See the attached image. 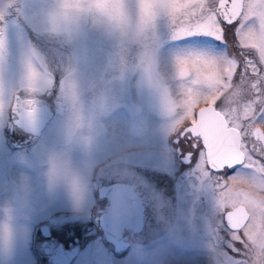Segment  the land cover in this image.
<instances>
[{"label": "snow or ice", "instance_id": "1", "mask_svg": "<svg viewBox=\"0 0 264 264\" xmlns=\"http://www.w3.org/2000/svg\"><path fill=\"white\" fill-rule=\"evenodd\" d=\"M129 11L151 23L152 42L171 68L165 103L171 143L215 192L209 246L217 264H251L250 229L257 211L264 220V204L234 185L248 181L264 192V0H129ZM8 14L0 8V73ZM48 44L31 49L24 70L39 71L49 86L45 94L59 89L70 113H78L81 97ZM227 94L239 99L229 103ZM37 104L21 88L8 106L31 118ZM5 105L0 81V113Z\"/></svg>", "mask_w": 264, "mask_h": 264}, {"label": "rangeland", "instance_id": "2", "mask_svg": "<svg viewBox=\"0 0 264 264\" xmlns=\"http://www.w3.org/2000/svg\"><path fill=\"white\" fill-rule=\"evenodd\" d=\"M5 39L6 58L0 73L6 101L0 113V264H36L41 260V252L29 244V231L39 220L47 221L50 236L57 239L78 237L80 249L74 264H217L216 253L209 246L210 225L215 211V192L210 181L200 178L192 164L178 180L174 179L175 188H169L173 194L171 201L154 184L156 173L173 176L174 168L173 148L168 139L169 117L158 94L134 87L129 79L108 90L119 101V108L97 112L92 107L94 98L81 92L82 108L93 128H111L110 133L96 136L95 146L108 152H115L125 144L132 148L129 164L135 174L131 178L108 174L99 177V183L105 184L114 179L129 180L152 199V217L133 242L142 245L143 251L134 253L132 246L121 258H115L92 222L90 208L98 199L96 188L83 209L76 211L59 190L48 189L42 175L44 164L37 150L38 141L43 140L52 148L63 149L68 136L70 111L59 89L51 94L36 96L38 103L42 100L47 102L52 115L33 144L26 143L17 150H9L5 145L2 125L8 116V103L12 101L13 94L21 90L24 63L29 52L44 41L36 25L21 23L11 11L6 18ZM46 47L51 49L52 46L48 44ZM100 51L97 67L103 63L104 49ZM56 79L58 82L59 73ZM58 107L62 108V113L56 112ZM13 133L17 142H24L29 137L16 123ZM71 155L73 160L78 161L81 150L75 148ZM25 191L27 207L20 200ZM157 202L164 206L163 214L179 225V238L170 234L160 219V213L154 207ZM183 218H191L195 227L191 230L186 228ZM5 224L8 226L6 235L2 229ZM42 239L41 248L44 249L48 245L46 238ZM236 246L242 248L239 242Z\"/></svg>", "mask_w": 264, "mask_h": 264}, {"label": "clouds", "instance_id": "3", "mask_svg": "<svg viewBox=\"0 0 264 264\" xmlns=\"http://www.w3.org/2000/svg\"><path fill=\"white\" fill-rule=\"evenodd\" d=\"M0 8L16 14L25 25H36L40 38L52 46L58 67L66 81L80 95L94 98L97 112L115 111L119 101L111 96L109 88L131 79L134 87L158 94L165 105L172 72L152 42L151 23L129 11V0H0ZM96 39L93 40L92 37ZM103 63L98 65L101 49ZM45 78L35 71H23L21 88L29 96L43 95L48 90ZM229 103L239 98L226 95ZM170 121H168V130ZM83 130V131H82ZM111 128L94 129L85 111L70 113L68 136L63 149L50 147L38 141L37 150L42 157V175L50 191L59 190L76 211H81L92 196L97 177L108 174L131 178L135 174L129 164L132 148L125 144L115 152L95 146L97 135H106ZM81 150L78 161L72 151ZM237 189L251 194L257 204H264V192L257 191L248 181H238ZM26 191L20 196L27 207ZM154 207L170 234L180 237V227L163 214L164 206L157 202ZM123 215L124 210L112 212ZM251 226V264H264V220L260 212ZM185 227H195L191 218H183ZM6 235L8 226H2ZM142 245L135 243L134 253H141Z\"/></svg>", "mask_w": 264, "mask_h": 264}, {"label": "flooded vegetation", "instance_id": "4", "mask_svg": "<svg viewBox=\"0 0 264 264\" xmlns=\"http://www.w3.org/2000/svg\"><path fill=\"white\" fill-rule=\"evenodd\" d=\"M37 107L44 108L46 110V122L42 129L37 128L35 119L31 123L26 120L24 124H20L19 113L13 114L11 109L8 112L7 118L4 120L3 126V136L4 143L9 150L20 149L18 147L24 144H33V141L44 131L52 112L50 111L47 102L42 100L38 103ZM62 108L58 107L56 112L62 113ZM14 123L22 127L24 131L27 132L28 136L23 141L17 142L15 140V134L13 133ZM170 133V132H169ZM14 137V138H13ZM168 139L171 143V134H169ZM172 144V143H171ZM174 153V168L173 176H164L163 173H156L154 178L156 188L171 201L173 194L170 193L169 188H175L174 179L179 178V176L185 172L192 164L188 163L186 159H182L175 151V146L172 144ZM147 163V162H146ZM175 179V180H176ZM178 180V179H177ZM97 202L91 206L92 211V222L97 226L98 231L103 236L102 242L106 245L107 250L110 252L111 256L115 258H121L124 252H127L132 246H134V240L137 239V235L145 230L146 225H148L151 219V209L150 204L152 199L145 196L143 191L133 182L129 180L114 179L105 184L99 183V177L95 179ZM175 195V194H174ZM124 210L123 215H115L113 217V223L116 226L117 219L128 220L131 218L133 220L136 213L141 211V229L140 231H134L132 227H122L120 232L119 243H122L119 250L115 249V245L108 241L104 235L101 222L104 219V215L109 212H118ZM131 216V217H130ZM132 222V221H131ZM131 224V223H129ZM112 225V224H111ZM42 229H46L44 233H49V236H45ZM47 221H37L33 224L29 231V244L34 245L41 252V260L36 262V264H74L77 256L79 255L78 237H65L64 239H57L55 236H50V231L47 228ZM46 227V228H45ZM41 230V232H40ZM46 238L47 247L41 248V243ZM128 238V239H127ZM127 243V244H124ZM116 250V251H115Z\"/></svg>", "mask_w": 264, "mask_h": 264}, {"label": "water", "instance_id": "5", "mask_svg": "<svg viewBox=\"0 0 264 264\" xmlns=\"http://www.w3.org/2000/svg\"><path fill=\"white\" fill-rule=\"evenodd\" d=\"M45 113H46V110L44 108L37 107L35 115L31 118L27 117L23 114H19L18 122L20 124H22V123L24 124V122L29 119L28 121L31 123V121H33L35 119V123L37 125V128L42 129L45 122H46ZM111 213H112V211L103 216L104 219L101 222V224H102L103 232H104L106 239L115 245L116 250H119V247L122 244V243L118 242L119 238H120V232L122 230V227L130 226V227H132V229L134 231H136V232L140 231V229H141V211L139 210V212L136 213V216H134L133 220L131 218H129L128 220L126 218L124 220H121L118 217L117 222L115 223L116 226L113 223V221H114L113 217L115 215H112ZM129 223H131V224H129ZM45 230L46 229L42 230L43 233ZM44 235L49 236V233H44ZM124 244H127V243H124Z\"/></svg>", "mask_w": 264, "mask_h": 264}]
</instances>
